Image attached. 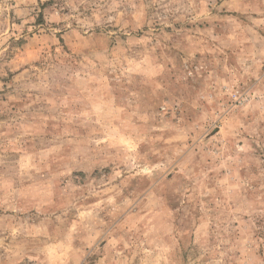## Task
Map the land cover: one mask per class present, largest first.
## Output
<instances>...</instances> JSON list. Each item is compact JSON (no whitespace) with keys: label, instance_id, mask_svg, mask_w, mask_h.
Returning <instances> with one entry per match:
<instances>
[{"label":"rangeland","instance_id":"1","mask_svg":"<svg viewBox=\"0 0 264 264\" xmlns=\"http://www.w3.org/2000/svg\"><path fill=\"white\" fill-rule=\"evenodd\" d=\"M0 264H264V0H0Z\"/></svg>","mask_w":264,"mask_h":264}]
</instances>
